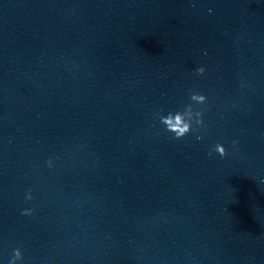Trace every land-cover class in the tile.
<instances>
[{
	"label": "water",
	"instance_id": "water-1",
	"mask_svg": "<svg viewBox=\"0 0 264 264\" xmlns=\"http://www.w3.org/2000/svg\"><path fill=\"white\" fill-rule=\"evenodd\" d=\"M191 91L203 127L173 140L155 113ZM14 249L264 264V0H0V264Z\"/></svg>",
	"mask_w": 264,
	"mask_h": 264
},
{
	"label": "clouds",
	"instance_id": "clouds-1",
	"mask_svg": "<svg viewBox=\"0 0 264 264\" xmlns=\"http://www.w3.org/2000/svg\"><path fill=\"white\" fill-rule=\"evenodd\" d=\"M211 12V9H209ZM205 72L204 67H198L195 69V75H203ZM189 103H186L182 109H177L176 111H169L166 115H162L160 112L155 113V118L159 120V123L163 125L165 132L171 134V139L180 140L187 136L189 133H195L200 128L203 127V113L204 108H199L194 110L193 103L196 105L206 104L207 97L203 94H200L195 91L189 93ZM200 136H197V139H200ZM233 147L236 145V141H233ZM213 151H215L221 158L225 157L228 153L225 150V147L217 143L214 146ZM211 155V151L208 153ZM49 167L52 166L51 160L47 161ZM31 189L28 190V193L25 195V200H31ZM33 209H24L21 211V215H31ZM23 259L21 251L19 249L13 250V255L9 259L8 264H17V261Z\"/></svg>",
	"mask_w": 264,
	"mask_h": 264
}]
</instances>
